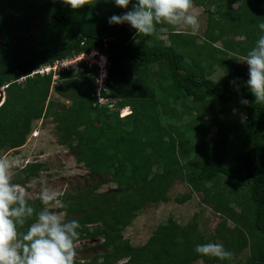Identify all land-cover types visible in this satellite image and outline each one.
I'll return each instance as SVG.
<instances>
[{
	"label": "trees",
	"instance_id": "trees-1",
	"mask_svg": "<svg viewBox=\"0 0 264 264\" xmlns=\"http://www.w3.org/2000/svg\"><path fill=\"white\" fill-rule=\"evenodd\" d=\"M103 1L87 0L84 7L72 9L63 0H0V30L3 42L10 45L16 31H30L35 15L55 16L40 23L33 41L22 37L21 53L15 59L0 43V51L6 54L0 62V88L8 86L0 106V149L21 147L32 132L33 121L54 117L63 146L78 150L77 160L98 177L96 184L62 198L67 217L81 225L77 241L103 240L105 253L83 264L123 260V264H194L199 260L204 264H264V104L255 103L246 86L248 71L236 63L264 34L258 28L264 22V0H194L207 10L215 6L206 31L211 44H205L214 48L222 40L224 47L208 55L196 36L171 32L166 46L160 40L163 23L150 36L139 35L127 23L109 24L112 15L124 12L104 9ZM234 3L239 6L232 8ZM226 6L228 11L223 10ZM238 36L245 40L238 41ZM235 42L247 43L234 50ZM91 50L108 57L106 90L98 95V69L82 61L78 68L59 72L57 92L66 97L65 87L73 103L68 110L54 111L55 103L49 101L57 84L54 74L31 76L33 71ZM217 65L226 76L214 81L210 76ZM22 77H26L23 85L18 81ZM100 97L110 102L101 105ZM242 99L250 103L244 105ZM217 106L236 113L225 135L217 124L222 120L219 116L208 119ZM126 107L131 113L120 117ZM213 127L217 134L208 140ZM231 154L233 165L218 161ZM41 165L26 166L13 182L26 185ZM108 177L118 190L99 193ZM180 179L199 190L203 204L224 217L215 233L206 238L199 216L185 226L170 218L145 245L133 246L125 239L124 229L148 203L168 202L169 190ZM27 199L37 211L43 207L39 198ZM190 199L191 195L179 202ZM34 218L19 230L26 231ZM229 221L235 226L230 227ZM209 242L222 243L234 253L233 258L221 261L194 251L197 244ZM245 249L249 258L239 260Z\"/></svg>",
	"mask_w": 264,
	"mask_h": 264
},
{
	"label": "rangeland",
	"instance_id": "rangeland-1",
	"mask_svg": "<svg viewBox=\"0 0 264 264\" xmlns=\"http://www.w3.org/2000/svg\"><path fill=\"white\" fill-rule=\"evenodd\" d=\"M132 3H136V0H132ZM102 4L104 5V9H114L112 11L118 12H126L132 7V5L130 4L128 9L119 8L115 6L114 0H104L103 2H101L100 5ZM195 4L194 6L199 14V21L201 24L200 30L196 34H193L188 28H177L166 23H163V30L171 33L175 29H182L183 31L190 33L189 35H195L198 38L197 42L202 46H206L205 51L207 55L209 53L216 52L214 48L223 49L224 45L222 40L216 42L214 44V48H210L207 44H205L206 42H208L206 31L210 18L209 12L215 11V6L211 7L210 10H207L202 6H196ZM238 6V3H234L232 5V8H237ZM228 9L229 8L227 6L226 8H223V10L226 11H228ZM224 24L225 22L223 23V25ZM160 38L163 40L166 46L170 45L169 40H167V35ZM236 39L238 41H244L245 37L238 36L236 37ZM208 43L211 44L210 42ZM246 43L247 42L234 44V50H240L241 46L243 44L245 45ZM246 47L249 48V44H247ZM91 59L99 61L98 58ZM244 60L245 57L240 56L239 59H237L236 63L240 67L246 68V70L248 71V66L244 62ZM77 63L80 62L75 61L73 63H70V65L68 63V66L78 68ZM66 66V63H59L57 64L56 68L55 66L50 68V70H52V72L50 73L54 74V81L57 82V84L54 85L49 98V101L55 103V107L53 108L54 111L62 112L65 109L68 110L70 109L71 104L73 103L72 98L70 97L71 94L67 91L65 87L62 88V91L67 93L65 95L66 97H63L60 93L57 92L58 83L61 81L59 78V72L66 68ZM94 66L97 67V74L99 75L102 68H100L97 63ZM205 69L208 71L206 66ZM154 70L156 72L158 68L154 66ZM214 71L215 73L210 76V78L214 81H218L224 76H226L224 70L218 65L215 66ZM98 78L99 77L97 76V84ZM157 79L159 80V78ZM172 82L174 83V81ZM20 84L23 85L24 80L20 81ZM59 84H61V82ZM62 91L61 93L63 94ZM109 102L110 101H108V103ZM108 103L107 101H105V104ZM111 108L114 110L113 107ZM121 112H119L120 117L126 116L128 113H130V108H126L123 114ZM217 114H223V117ZM233 114L236 113L233 111L230 114L229 112H225L220 106H217L214 110L208 113V119H215L216 116H219V119L222 120L219 121L221 124L219 122H217V124L221 125L223 129V134L225 135L228 132L229 128H231V125L234 123V121H236V119L232 116ZM239 117H241V120L245 119L244 115H239ZM40 121L35 120L32 123V132L35 130V128H38L41 132L37 138H33L31 133V135H28L25 144L21 147L16 149H0V156H6L13 161V169L11 172L12 181L22 176L21 171L26 166L31 164H43L41 165V168H39L37 176L32 177L30 181L26 183V185H20L26 189L27 198L31 200L39 198V191L42 186H48L57 189L59 194L58 201L49 204V207L59 212H62L65 218L69 219L62 207V198L64 194H67L68 192L76 194L79 190L87 188L90 183L96 184L98 181V177L92 176L88 167L84 163H80L77 160V156L79 154L78 150H76L75 148H70V150H68L66 147L63 146L60 141V131L57 128L58 124L56 121H54V117H45L41 122ZM217 130V127H213L211 129L210 136H208L207 139L209 140L210 138L214 137L213 135L217 134ZM81 131L82 129L80 130V132ZM74 144H76V142H74ZM228 157L220 158L218 159V161L225 162L223 164L233 165L234 160L232 154L229 158ZM209 186L210 184L207 185V187ZM117 190V184L112 182L111 178L108 177L107 183L101 186L98 192L109 193L113 191L115 192ZM189 195H191V199L189 201L184 204H181L179 202L181 198H184ZM168 197L170 199L168 202L159 201L157 203H148L144 207V209H142L138 217L131 223V225L124 229L123 235L125 239L129 240L133 246L138 247L145 245L150 239V237L153 235L154 231L161 224L166 223L167 220L170 218L177 221L181 226H185L189 224L195 216H199V225L201 227V230L206 234V238L208 240L215 233V229H217L219 223L224 219V217H222L218 212H216L212 208V206L203 204V194L199 190L196 191V189L189 186L182 179L177 180L173 183L171 189L168 192ZM242 209L243 208L237 207V210L239 212L242 211ZM228 224L230 227L235 226L234 222L232 221H229ZM102 242L103 240L101 238L84 239L77 241V256L75 258V261L90 262L95 256H99L100 254L105 253V250L102 247ZM249 256V249H245L240 253L238 259L246 261ZM124 262L125 260L121 261L120 264H123ZM194 264L204 263L202 260H199Z\"/></svg>",
	"mask_w": 264,
	"mask_h": 264
},
{
	"label": "clouds",
	"instance_id": "clouds-1",
	"mask_svg": "<svg viewBox=\"0 0 264 264\" xmlns=\"http://www.w3.org/2000/svg\"><path fill=\"white\" fill-rule=\"evenodd\" d=\"M63 3L70 5L72 9H79L87 4V0H63ZM114 3L115 6L123 9H128L130 4L132 7L131 10L121 15H112L108 20L109 24L127 23L139 35H152L156 31V26L161 23L177 28H188L193 34H196L201 27L194 0H136L134 4L132 0H114ZM258 28L261 33H264V22H259ZM96 51L98 55L94 58L101 61V57H103L107 63V74L103 77L104 71L101 70L98 75V86L100 87L99 79L102 78L107 87L108 57L98 50H91L86 54ZM82 54L85 53H81L74 58ZM58 61L53 65H44L35 69L31 76L34 74H50L52 72L50 68L56 66ZM244 62L248 66L249 77L246 86L254 95L255 103L264 104V34L258 37L254 47L247 52ZM70 67L73 66H66L63 70ZM46 68L49 69L45 70ZM100 68L102 67L100 66ZM22 80L25 81L26 77L20 78L19 83ZM232 83L235 84L236 82L232 81ZM7 87H1L4 92L3 103L6 99ZM106 87L100 92L106 90ZM100 92L98 91L99 96ZM100 99L106 100L107 103L109 101L100 97L99 103L101 105H105V102L101 103ZM240 102L244 105L250 103L246 99H242ZM126 108L121 110L122 114ZM31 133L33 138H37L41 132L38 128H35ZM12 169L13 161L6 156H0V264H75L77 256L76 241L79 238L80 223L76 219H66L62 212L49 207V204L58 201L59 195L58 190L52 187H41L39 200L43 207L37 211L29 203L26 189L12 181ZM33 217L35 218L27 227V230L21 232L19 229ZM194 251L200 256L213 257L221 261L230 260L234 256L232 251L218 242L197 244ZM81 264H83L82 261ZM117 264H120V262L117 261Z\"/></svg>",
	"mask_w": 264,
	"mask_h": 264
},
{
	"label": "flooded vegetation",
	"instance_id": "flooded-vegetation-1",
	"mask_svg": "<svg viewBox=\"0 0 264 264\" xmlns=\"http://www.w3.org/2000/svg\"><path fill=\"white\" fill-rule=\"evenodd\" d=\"M54 18L55 16L50 13L45 15L44 17L40 16L39 14L35 15V21L32 22V24L30 25V31L29 32L26 30L16 31L13 40L11 41L12 43L11 45L3 42V34L2 31L0 30V43L3 44L4 48L7 50V53L13 59H15L19 57L21 53V48L23 43L22 37L25 38L28 42L33 41V38H37L39 35L38 32L40 29L38 28V26L40 25V23H46L50 19H54ZM14 49H16L15 53H13ZM5 55H6L5 52L0 51V62H4V59L6 58Z\"/></svg>",
	"mask_w": 264,
	"mask_h": 264
},
{
	"label": "built area",
	"instance_id": "built-area-1",
	"mask_svg": "<svg viewBox=\"0 0 264 264\" xmlns=\"http://www.w3.org/2000/svg\"><path fill=\"white\" fill-rule=\"evenodd\" d=\"M96 55H98V52L96 51V52H91V53H89V54H82V55H80L79 57H76V58H74V59H71V60H66V61H58L57 62V64H59V63H66V65H67V67H68V63H69V65H70V63H73V62H77V61H79V62H81V61H87L88 63H90L91 65H93L94 63H96L97 61L96 60H93V59H91V58H94ZM102 58V60L101 61H99V62H97L100 66H101V63H102V71H104V73H103V77L104 76H106V65H107V63H106V61H105V59H103V57H101ZM57 64H56V66H57ZM78 64V63H77ZM56 66H55V68H56ZM49 68H46L45 70H48ZM105 87H106V85H105V83H104V81L102 80V78H101V80H100V87H99V89H98V91L100 92V90H102V89H105ZM106 100H104V99H100V102L101 103H104Z\"/></svg>",
	"mask_w": 264,
	"mask_h": 264
},
{
	"label": "crops",
	"instance_id": "crops-1",
	"mask_svg": "<svg viewBox=\"0 0 264 264\" xmlns=\"http://www.w3.org/2000/svg\"><path fill=\"white\" fill-rule=\"evenodd\" d=\"M195 4V3H194ZM196 5V4H195ZM196 6H199V5H196ZM173 33H180V34H185L186 36H195V35H193V34H191V35H189L190 33H187L186 31H183L182 29H175V30H173L172 31ZM168 34H170L169 32H167V31H164L163 33H160V37H163V36H165V35H167L168 36ZM160 40H162L161 38H160ZM167 40H169V37H168V39ZM215 47V46H214Z\"/></svg>",
	"mask_w": 264,
	"mask_h": 264
},
{
	"label": "water",
	"instance_id": "water-1",
	"mask_svg": "<svg viewBox=\"0 0 264 264\" xmlns=\"http://www.w3.org/2000/svg\"><path fill=\"white\" fill-rule=\"evenodd\" d=\"M3 90H0V105L3 103V98H4V94H3Z\"/></svg>",
	"mask_w": 264,
	"mask_h": 264
},
{
	"label": "bare ground",
	"instance_id": "bare-ground-1",
	"mask_svg": "<svg viewBox=\"0 0 264 264\" xmlns=\"http://www.w3.org/2000/svg\"><path fill=\"white\" fill-rule=\"evenodd\" d=\"M128 115H129V113H128Z\"/></svg>",
	"mask_w": 264,
	"mask_h": 264
}]
</instances>
